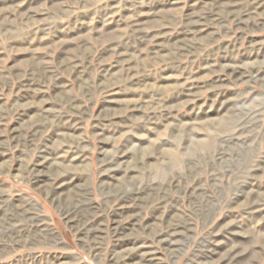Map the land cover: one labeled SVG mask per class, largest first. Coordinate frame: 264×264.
<instances>
[{"label":"rangeland","instance_id":"obj_1","mask_svg":"<svg viewBox=\"0 0 264 264\" xmlns=\"http://www.w3.org/2000/svg\"><path fill=\"white\" fill-rule=\"evenodd\" d=\"M0 264H264V0H0Z\"/></svg>","mask_w":264,"mask_h":264}]
</instances>
